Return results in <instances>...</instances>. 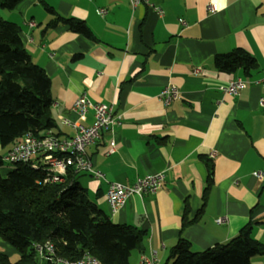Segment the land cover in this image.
Masks as SVG:
<instances>
[{
    "label": "crops",
    "instance_id": "obj_1",
    "mask_svg": "<svg viewBox=\"0 0 264 264\" xmlns=\"http://www.w3.org/2000/svg\"><path fill=\"white\" fill-rule=\"evenodd\" d=\"M57 14L84 20L94 38L66 24L49 27ZM0 16L22 27L33 61L51 78L58 123L51 132L74 134L58 115L76 120L72 107L81 94L120 116L87 148L104 177L78 172L74 178L113 222L147 232L131 264L143 255L165 264L180 238L194 251L225 243L249 222L264 248V87L254 83L264 77V0H227L226 6L225 0H145L135 7L129 0H20L12 9L0 6ZM235 48L249 52L257 68L217 70L215 55ZM238 78L248 83L237 94L220 90ZM167 84L180 93L169 105L160 99ZM92 120L90 114L85 123ZM12 144L0 143V156ZM207 159L214 167L209 189ZM158 172L165 174L161 188L132 194L111 211L110 181L131 185ZM185 209L191 218L201 214L182 228ZM220 216L228 222L218 223ZM0 253L13 261L21 255L1 236ZM253 264H264V251Z\"/></svg>",
    "mask_w": 264,
    "mask_h": 264
},
{
    "label": "trees",
    "instance_id": "obj_2",
    "mask_svg": "<svg viewBox=\"0 0 264 264\" xmlns=\"http://www.w3.org/2000/svg\"><path fill=\"white\" fill-rule=\"evenodd\" d=\"M20 0H1L12 9ZM48 9L55 13L52 7ZM66 24L75 33L94 38L86 22L57 14L49 27ZM22 27L0 16V143L8 147L27 132L43 136L58 126L53 116L52 81L45 69L35 63L22 38ZM219 71L242 69L250 73L258 66L246 50L235 48L214 57ZM4 161L0 156V168ZM208 186L213 184V162L207 159ZM69 170L64 182L39 183L42 171L16 163L3 175L0 170V236L13 245L20 257L13 261L0 253V264L40 262L33 247L51 239L59 255L79 259L85 252L102 264H131L134 250H144L147 232L130 224L113 222L104 210L90 200L85 189ZM185 214L182 228L199 218ZM264 251L254 237L253 223L244 225L239 235L202 251H194L188 240L180 238L171 248L165 264H253Z\"/></svg>",
    "mask_w": 264,
    "mask_h": 264
},
{
    "label": "built area",
    "instance_id": "obj_3",
    "mask_svg": "<svg viewBox=\"0 0 264 264\" xmlns=\"http://www.w3.org/2000/svg\"><path fill=\"white\" fill-rule=\"evenodd\" d=\"M133 7L145 0H129ZM216 4H209L208 10L217 11ZM98 13L103 15L105 9H99ZM198 71V69H197ZM248 81L242 78L229 81L220 85V90L230 94H237L240 89L247 86ZM254 83L264 87V77L254 80ZM180 93L176 85L167 84L160 92V99L169 105L177 100ZM259 104L264 108V93L259 98ZM73 111L77 114L74 120L62 114L58 115L59 121L74 129V134L68 137H60L51 131L43 136H35L27 132L13 141L10 149L2 156L7 163H22L29 165L35 170L42 171L44 176L38 182L54 183L64 182L70 169L74 172H87L96 178H103L101 170L95 169L87 155L88 146L100 135L102 130L113 129L120 122V116L115 114L112 105L104 102H94L86 94H81L74 101ZM90 114L93 120L90 124L85 122ZM115 148V141H111V151ZM261 177V173H255ZM165 180L164 172L146 174L139 177L133 184L126 185L119 181H110L106 196L111 211L115 213L130 195L142 194L147 191H156L163 186ZM220 224H226V216L216 219ZM40 262L33 264H102L101 261L89 252H85L79 259H68L58 254L54 242L49 239L43 243H34ZM154 264L153 258L143 255L139 264Z\"/></svg>",
    "mask_w": 264,
    "mask_h": 264
},
{
    "label": "rangeland",
    "instance_id": "obj_4",
    "mask_svg": "<svg viewBox=\"0 0 264 264\" xmlns=\"http://www.w3.org/2000/svg\"><path fill=\"white\" fill-rule=\"evenodd\" d=\"M15 164L16 163H7V162H4L3 165L0 168L2 174L3 175H6L7 171H9L10 169H12L13 166H15Z\"/></svg>",
    "mask_w": 264,
    "mask_h": 264
},
{
    "label": "clouds",
    "instance_id": "obj_5",
    "mask_svg": "<svg viewBox=\"0 0 264 264\" xmlns=\"http://www.w3.org/2000/svg\"><path fill=\"white\" fill-rule=\"evenodd\" d=\"M226 2H227V0H225V6H226Z\"/></svg>",
    "mask_w": 264,
    "mask_h": 264
}]
</instances>
